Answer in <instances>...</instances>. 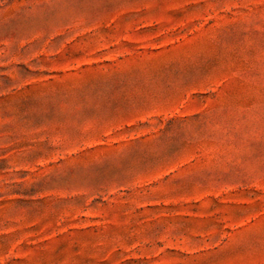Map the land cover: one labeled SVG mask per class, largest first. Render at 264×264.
Wrapping results in <instances>:
<instances>
[{
  "label": "rangeland",
  "instance_id": "374dc122",
  "mask_svg": "<svg viewBox=\"0 0 264 264\" xmlns=\"http://www.w3.org/2000/svg\"><path fill=\"white\" fill-rule=\"evenodd\" d=\"M0 264H264V0H0Z\"/></svg>",
  "mask_w": 264,
  "mask_h": 264
}]
</instances>
